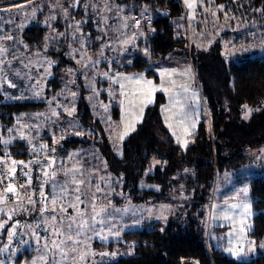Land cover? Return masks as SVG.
<instances>
[{
    "label": "rangeland",
    "instance_id": "374dc122",
    "mask_svg": "<svg viewBox=\"0 0 264 264\" xmlns=\"http://www.w3.org/2000/svg\"><path fill=\"white\" fill-rule=\"evenodd\" d=\"M181 1L184 15L172 18V22L176 35L186 37L188 46L151 62L156 76H149L117 66L130 49L150 55L146 41L155 32L151 26L155 16L147 7L134 12L117 0H0L3 100L44 102L39 110L23 111L6 136L0 132V159L13 158L8 146L19 139L32 149L34 146V150L41 144L47 163L53 147L45 136H52L58 143L64 138H84L89 134L91 131L78 114V102L85 89L88 106L104 126L117 156L122 155L124 140L143 120L146 108L155 103L159 93L165 96L161 106L165 124L174 140L186 148L199 123L210 121V110L192 59L214 46L221 47L226 60H236L243 54H263L264 20L254 18L253 0ZM33 24L44 28L41 45L36 49L29 48L23 36V31ZM63 41L65 55L75 65L64 70L62 87L51 95L50 80L57 66L51 49L54 44L60 47ZM114 105L119 107L118 117H114ZM257 111L259 108L244 106L241 122L249 123ZM33 160L29 161L35 167ZM155 164L147 173L154 172ZM21 166H16L15 171ZM33 170L25 167L27 178ZM13 173L7 171L9 180ZM45 173L42 185L31 182V194L22 191L20 197L16 194L17 201L28 203L27 210L25 214L21 212L22 229L18 230L15 223L12 226L7 218L0 264H103L133 255L134 242L127 243L124 239L127 231L148 227V223H165L188 213L197 195L189 177L184 176L175 179L170 202L130 200L122 177L110 171L95 143L61 154L53 171L48 163ZM259 174H264V146L251 148L250 158L238 169L214 171L211 189L200 190V195L208 197L200 209L204 210L202 222L210 251L212 248L224 251L239 261L251 253L250 241L256 250L252 249V255L243 260L259 255V246L250 232L248 238L245 233V224H249V230L252 227L250 180L236 183L240 175ZM243 189H247L246 194ZM45 195H48L46 207ZM28 197L35 203H29ZM231 205L237 207L232 209ZM225 210L231 219L224 218ZM13 214L16 217L17 212ZM28 220L33 221V226L25 228ZM17 230H22L25 237L21 244L14 240ZM9 231L14 232L11 240ZM112 242L118 244L108 246ZM183 264L200 263L185 259Z\"/></svg>",
    "mask_w": 264,
    "mask_h": 264
},
{
    "label": "trees",
    "instance_id": "16d2710c",
    "mask_svg": "<svg viewBox=\"0 0 264 264\" xmlns=\"http://www.w3.org/2000/svg\"><path fill=\"white\" fill-rule=\"evenodd\" d=\"M117 1L134 12L147 7L155 16L151 25L155 32L148 35L146 41L150 55L130 49L122 58V64H117L119 69L155 75L150 67L151 62L164 59L176 48H187V38L176 35L172 22V18L184 15L181 0ZM253 2L254 18L264 20V0ZM91 28L93 30V26ZM42 33L44 28L39 24H33L23 31L29 48L40 47ZM93 37L96 38V32ZM65 43L63 41L60 47L54 44L51 49L57 61L55 76L50 80L51 95L62 87L64 70L75 65L73 59L65 55ZM94 44L98 47L97 40ZM192 60L210 110V121L202 120L199 123L186 148L174 140L165 124L161 112L165 101L162 93L157 94L155 103L146 108L143 120L124 140L121 156L116 155L104 126L92 114L85 99L87 89L79 99L78 114L91 132L84 138L69 137L59 141L64 144L59 156L90 143L98 144L110 171L122 177L126 194L134 202L172 201L170 191L176 185V178L188 176L195 186L196 200L191 201L188 213L170 218L165 223H148V227L127 231L124 239L127 243L134 242V254L103 264H183L185 259H196L200 264H264V174L240 175L237 179V183L250 180V196L255 212L250 237L260 250L256 257L238 261L224 251L214 248L210 251L207 231L202 222L204 210L200 209L208 198L207 194L200 195V190L202 187L211 189L214 171L238 169L250 158L251 148L264 146V53L254 56L243 54L236 60H226L221 54V47L214 46L199 52ZM43 103L28 100L7 102L0 91L1 136H6L7 130L17 123L23 111L39 110ZM247 105L259 108V111L253 114L249 123H242V109ZM113 109L114 117H118V105H114ZM44 139L52 147L57 143L52 136H45ZM8 148L14 159L28 161L35 157L34 146L30 148L24 140L16 139ZM155 161L159 163L155 164ZM153 163L154 172L147 173ZM115 244L118 242L108 246ZM1 255L0 251V258Z\"/></svg>",
    "mask_w": 264,
    "mask_h": 264
},
{
    "label": "crops",
    "instance_id": "0c3cea01",
    "mask_svg": "<svg viewBox=\"0 0 264 264\" xmlns=\"http://www.w3.org/2000/svg\"><path fill=\"white\" fill-rule=\"evenodd\" d=\"M13 160L17 161V162L23 161L24 164L27 165V170L28 171H30V170H32L34 168L33 167V163L34 162H31L29 160L28 161L17 160V159H14V158H9L8 156L7 157L5 156L4 159H0V223H4L6 221V223H4V227L0 228V251H1V248L3 247V244H4L5 239H6V237L4 236L5 231H8L7 226H5V224L7 225V218L11 219L10 223H12V226L15 223L17 228H18L19 226L16 223L17 222L16 219L19 216L23 217L22 213L25 214V211L27 210V208H26L27 206L26 205L28 204V203H25V202H19V201L15 200L14 198L10 197L11 193L7 191L8 186L9 185L12 186V184L10 183V180L8 178L7 171L11 172V169L13 167H16V166L20 165L19 163H17L15 166H13L12 163H11ZM29 180H30V184H29ZM31 182H32L31 179L27 178V180L23 183L24 187H21L20 191H22V193H27L28 195L31 194V187H30ZM17 193H19V192H17ZM17 195L20 197V193L17 194ZM249 203L251 204V207H252V199H251V197L249 198ZM14 211L17 212L16 217L13 214ZM253 216H254V210H253L252 215L250 216V219H249V223L250 224H252ZM28 218L30 219L29 216H28ZM29 225H31V227H32L33 226V221H29V220L26 221L25 228H27V226H29ZM245 225L247 227L245 233L247 234V238H248L249 237V232H250L249 227H248L249 224H245ZM249 243H250V246L252 247L251 248V253L249 252L247 255H243L242 260L246 259V257L248 255H250V254L252 255V249L256 250L253 242L249 241ZM11 244H13V242ZM11 244H10V246H12ZM245 251L248 252L247 250H245ZM1 254H2V252H1Z\"/></svg>",
    "mask_w": 264,
    "mask_h": 264
},
{
    "label": "built area",
    "instance_id": "2783aa9c",
    "mask_svg": "<svg viewBox=\"0 0 264 264\" xmlns=\"http://www.w3.org/2000/svg\"><path fill=\"white\" fill-rule=\"evenodd\" d=\"M34 156H35L34 160H36V164H35V167L33 168L34 169L33 172L31 174H29V176H30L33 184L38 186V185L43 184L44 175H45L44 173L48 167V162L46 163V156H45L44 150H42L41 146L36 147ZM25 173H26L25 167L21 166L13 174H10V183L12 184V187L15 190L12 193L10 192L11 193L10 197L14 198L15 200L17 197L16 194H18L17 192H19L21 190V186L27 180V175H25ZM16 221L19 224L18 225L19 226L18 230H19V229H21V224L23 223V217L19 216L16 219ZM39 229H42V228L39 227ZM24 239H25V237L23 235L22 230L18 231L14 235V240H15V243H17V244H19V243L21 244L24 241Z\"/></svg>",
    "mask_w": 264,
    "mask_h": 264
},
{
    "label": "snow or ice",
    "instance_id": "6c2138e0",
    "mask_svg": "<svg viewBox=\"0 0 264 264\" xmlns=\"http://www.w3.org/2000/svg\"><path fill=\"white\" fill-rule=\"evenodd\" d=\"M189 6L191 7V5H189ZM137 23H138V22H137ZM105 75H107V73H105ZM122 87H123V86H122ZM245 107H247V106H245ZM249 111H250V110H249ZM246 117H247V113H246ZM7 143H8V142L5 141V144H7ZM11 163H12L13 166H15L17 163H19L20 165H23V166L27 167V165H25L23 161L17 162V161H14V160H13ZM11 171H12V172H15V167H13V168L11 169ZM44 174L47 175V173H44ZM25 175H28V174L25 173ZM29 184H30V180H29ZM21 187H24V186L22 185ZM78 190H79V189H77V191H78ZM7 191H8V192H13V191H14V188H13L11 185H9L8 188H7ZM242 191H243L245 194L247 193V189H243ZM41 196L43 197V192H41ZM27 199H28L29 203H35V201H33V200L31 199V197H28ZM45 199H46V198H45ZM76 199L79 200V197H76ZM53 203H55V200H53ZM236 207H237V205H231V208H232V209H235ZM244 210H245V212H247V206H244ZM102 211H103V210H102ZM227 211H228V210H225V215H224V218H225L226 220L231 219V217L227 215ZM52 219L55 220L56 217L53 216ZM4 223H6V221H5ZM4 223H0V228H3V227H4ZM70 226H71V225H69V227H70ZM241 231H243V228H241ZM13 235H14V232H13V231H9V239H10V240H11V238H12Z\"/></svg>",
    "mask_w": 264,
    "mask_h": 264
},
{
    "label": "water",
    "instance_id": "95a60500",
    "mask_svg": "<svg viewBox=\"0 0 264 264\" xmlns=\"http://www.w3.org/2000/svg\"><path fill=\"white\" fill-rule=\"evenodd\" d=\"M64 148V144L62 142L55 143L53 146V152L50 157V162H49V167L51 171H53L57 157L59 156L60 152ZM46 198V199H45ZM48 195H45L43 198V204L46 207V202H47Z\"/></svg>",
    "mask_w": 264,
    "mask_h": 264
}]
</instances>
